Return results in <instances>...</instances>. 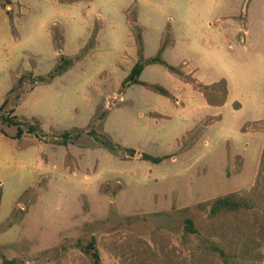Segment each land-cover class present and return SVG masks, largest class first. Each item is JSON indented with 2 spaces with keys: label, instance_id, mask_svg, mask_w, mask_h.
<instances>
[{
  "label": "rangeland",
  "instance_id": "obj_1",
  "mask_svg": "<svg viewBox=\"0 0 264 264\" xmlns=\"http://www.w3.org/2000/svg\"><path fill=\"white\" fill-rule=\"evenodd\" d=\"M131 11L144 32L145 58L155 55L169 24L174 46L164 61L185 62V71L204 85L228 80L230 95L223 107L206 106L200 94L156 65L147 67L140 80L164 87L174 102L140 86L118 92L136 61L127 19ZM9 18L17 37L11 35ZM96 21L101 25L96 49L61 77L40 83L59 55L70 58L83 47ZM53 25L64 37L57 53L50 39ZM30 73V81L12 90ZM5 100L0 111V264L2 259L92 264L94 251L99 264H116L129 238L149 243L157 230L177 244L183 220L203 218L198 204L254 183L264 142V0L72 5L0 0V106ZM155 113L163 118L154 119ZM214 116L220 121L184 150L183 139ZM3 118L21 124L19 140ZM27 126L35 132L27 133ZM77 129L85 133L75 138ZM91 130L121 148L104 149L87 134ZM62 131L71 133L66 148L54 142ZM142 155L168 158L154 165ZM236 157L241 159L238 174ZM116 186L120 190L113 195Z\"/></svg>",
  "mask_w": 264,
  "mask_h": 264
},
{
  "label": "trees",
  "instance_id": "obj_2",
  "mask_svg": "<svg viewBox=\"0 0 264 264\" xmlns=\"http://www.w3.org/2000/svg\"><path fill=\"white\" fill-rule=\"evenodd\" d=\"M94 0H56L60 5H72L76 3H91ZM9 3V0H6ZM3 10L6 6L2 7ZM6 13L8 11L5 10ZM130 36L134 42L136 61L131 67L127 76L121 81L118 92L132 86H140L145 90L174 102L173 95L164 87L158 84H150L140 80L143 70L148 66H159L168 74L181 83L188 85L192 91L200 94L206 104L211 108H221L227 100V86L225 80L221 79L209 85H204L194 78L193 73H186L183 65L173 66L163 59L164 52L171 46L172 30L169 24L165 25L161 34L159 46L151 58L144 56L143 29L138 23L137 13L131 11L127 15ZM10 32L17 37L13 20L9 18ZM101 30L99 21L94 23L93 29L83 47L77 53L66 58L59 55L53 68L46 76L40 79V83L53 81L61 77L71 68L80 64L91 54L97 46V38ZM50 39L53 50L57 53L62 51L64 43L63 31L56 25L50 28ZM31 73L15 81L12 88L18 89L23 83L31 80ZM7 105V100L0 106V111ZM238 108V105H234ZM13 113V111H10ZM10 113V114H11ZM154 119H161L162 116L153 114ZM220 116L208 117L197 129L194 135H189L182 141V148L189 151L199 140L203 131L212 124L219 122ZM2 122L8 127L16 128L15 140H19L23 134L21 124L15 118H3ZM36 128L40 129V122L34 121ZM240 132L243 133V128ZM35 127L27 126V133L33 134ZM85 133L83 129H77L75 138ZM97 143L104 149L111 152L121 147L115 144L111 138L105 135L98 136L91 130L89 133ZM59 140L54 141L56 145L66 148L71 139V133L62 131ZM130 157L135 151L126 149ZM168 157H152L142 155L141 160L154 165L162 163ZM65 166H69V153L65 155ZM237 165L236 174L241 169V159L235 158ZM120 188L112 190L115 195ZM107 192V191H105ZM197 209L202 213L203 218L199 222L185 219L181 225V234L177 244L162 230L154 231L150 236V242L146 243L136 238H129L120 248L118 263L116 264H264V142L259 158V164L253 185L240 192H233L212 200L200 203ZM89 249L94 250L93 244ZM93 263L99 264L97 252L91 253ZM1 264H23L21 261L2 259Z\"/></svg>",
  "mask_w": 264,
  "mask_h": 264
},
{
  "label": "crops",
  "instance_id": "obj_3",
  "mask_svg": "<svg viewBox=\"0 0 264 264\" xmlns=\"http://www.w3.org/2000/svg\"><path fill=\"white\" fill-rule=\"evenodd\" d=\"M137 18H138V14H137ZM171 30H172V34H173V28H171ZM244 36H245V34H244ZM161 38V37H160ZM245 39L244 40H242V42L243 43H245L246 42V37H244ZM143 42H144V48H145V41H144V32H143ZM159 42H160V40H159ZM174 43L172 42V44H171V46L164 52V54H163V56L165 57V55H167L172 49H173V45ZM158 46H159V43H158V45H157V48H158ZM157 50V49H156ZM135 63V62H134ZM134 63L132 64V66L134 65ZM185 62H181V63H178V65H183L184 66V71H185V69H186V65L184 64ZM131 66V67H132ZM175 66H177V65H175ZM149 67V66H148ZM131 69V68H130ZM130 69H129V71H130ZM147 69V67L143 70V72H142V74L144 73V71ZM187 70V69H186ZM128 71V72H129ZM186 73H190V71H185ZM141 74V75H142ZM193 76H194V73H193ZM141 77V76H140ZM221 80V79H220ZM223 80H225V79H223ZM219 81V80H218ZM218 81H216V82H218ZM225 82H226V86H227V100H228V97H229V95H230V82L228 81V80H225ZM210 84H212V83H210ZM209 85V84H208ZM226 100V101H227ZM156 114V113H155ZM159 115V114H158Z\"/></svg>",
  "mask_w": 264,
  "mask_h": 264
}]
</instances>
